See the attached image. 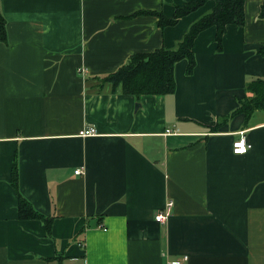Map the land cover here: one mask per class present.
<instances>
[{
  "label": "crops",
  "instance_id": "crops-1",
  "mask_svg": "<svg viewBox=\"0 0 264 264\" xmlns=\"http://www.w3.org/2000/svg\"><path fill=\"white\" fill-rule=\"evenodd\" d=\"M188 2L0 0V264H264V112L223 123L264 78V0L246 2L221 52L215 27L197 37V66L178 62L174 94L101 84L134 54L174 49L216 5L164 29L137 15L173 18ZM241 138L252 147L235 154ZM16 157L20 193L51 234L19 219Z\"/></svg>",
  "mask_w": 264,
  "mask_h": 264
},
{
  "label": "trees",
  "instance_id": "trees-1",
  "mask_svg": "<svg viewBox=\"0 0 264 264\" xmlns=\"http://www.w3.org/2000/svg\"><path fill=\"white\" fill-rule=\"evenodd\" d=\"M209 0H190L183 6H176L174 17L170 18L161 12H138L137 15H151L157 19V27L164 29L174 27L180 19L195 12ZM215 7L204 17L194 22L188 32L177 43L174 49H160L148 54H134L127 64L121 66L116 72L111 73L102 80V86L109 84L114 92L122 91L127 95L141 96H164L176 92L175 67L178 62H188L186 74L193 75L197 66V59L194 53L195 40L206 29L215 27L217 30L215 42L218 44V51L223 48V38L227 32L228 25L244 26L246 23L245 4L248 0H214ZM260 18L264 20V3L260 10ZM8 21H6L0 9V44L8 45L9 36L7 32ZM258 54L264 56V46L258 49ZM240 105L224 122L238 114H243L247 120L252 118L256 111L264 112V78L251 80L246 85L245 98L239 100ZM220 125L212 128L216 131ZM12 186L19 196L18 211L20 220H40L51 234L52 218L45 217L20 193L19 189V167L16 157L12 170Z\"/></svg>",
  "mask_w": 264,
  "mask_h": 264
},
{
  "label": "built area",
  "instance_id": "built-area-1",
  "mask_svg": "<svg viewBox=\"0 0 264 264\" xmlns=\"http://www.w3.org/2000/svg\"><path fill=\"white\" fill-rule=\"evenodd\" d=\"M96 134H97V129L92 127L91 129L86 130L83 133V136L92 137V136H95ZM233 146H234L235 154L246 153L252 147L246 142L245 138L239 139L237 142L234 143ZM75 174L76 175L83 174V168L78 169V171H76ZM165 206L166 207L155 216V220L163 224L166 223L168 218L172 215L173 209H174V202L168 201ZM187 259L188 257H184L183 260L185 261ZM172 264H182V262L176 261V262H173Z\"/></svg>",
  "mask_w": 264,
  "mask_h": 264
}]
</instances>
